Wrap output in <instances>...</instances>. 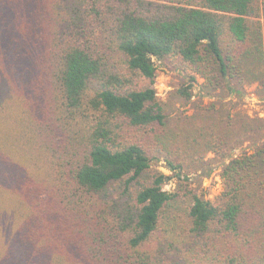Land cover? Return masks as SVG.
Masks as SVG:
<instances>
[{"label": "trees", "instance_id": "trees-1", "mask_svg": "<svg viewBox=\"0 0 264 264\" xmlns=\"http://www.w3.org/2000/svg\"><path fill=\"white\" fill-rule=\"evenodd\" d=\"M166 60L235 92L242 62L264 71V0H0V264H264V143L232 154L220 125L171 142L178 177L225 162L162 226L180 195L150 163Z\"/></svg>", "mask_w": 264, "mask_h": 264}, {"label": "rangeland", "instance_id": "rangeland-1", "mask_svg": "<svg viewBox=\"0 0 264 264\" xmlns=\"http://www.w3.org/2000/svg\"><path fill=\"white\" fill-rule=\"evenodd\" d=\"M222 47L224 52L235 51L231 45L223 44ZM155 63L157 71L152 85L165 118L164 132L155 137L159 145H154L158 150L152 153L150 163L154 169L171 176L163 184L164 189L180 193L166 207L162 222L164 228L173 232L185 215L188 200L181 195L185 183L195 187L199 193L207 190L208 198L213 197L221 188L219 173L225 161L216 160L208 152L204 161L185 160L183 173L178 177L169 170L165 161L166 154L171 151V142L187 133H195L205 124H216L226 128L231 143L235 142L232 154L242 149L250 151L254 145L264 143V71L261 72L262 67L255 61L242 62L240 75H233L227 81L236 90L231 92L225 80L219 78L216 82L207 83L177 61ZM189 76H195L197 81L192 83L191 96L186 99L178 89L191 83ZM228 123H231L229 127H225Z\"/></svg>", "mask_w": 264, "mask_h": 264}]
</instances>
